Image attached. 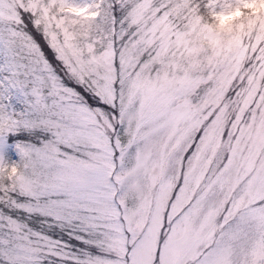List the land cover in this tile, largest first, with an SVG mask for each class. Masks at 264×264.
<instances>
[{"label": "snow or ice", "instance_id": "obj_1", "mask_svg": "<svg viewBox=\"0 0 264 264\" xmlns=\"http://www.w3.org/2000/svg\"><path fill=\"white\" fill-rule=\"evenodd\" d=\"M0 264H264V0H0Z\"/></svg>", "mask_w": 264, "mask_h": 264}]
</instances>
